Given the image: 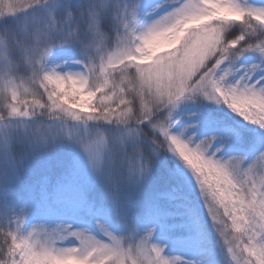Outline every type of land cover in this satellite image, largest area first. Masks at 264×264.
<instances>
[{
	"label": "snow or ice",
	"instance_id": "obj_1",
	"mask_svg": "<svg viewBox=\"0 0 264 264\" xmlns=\"http://www.w3.org/2000/svg\"><path fill=\"white\" fill-rule=\"evenodd\" d=\"M3 2L16 23L0 25V153L15 171L13 141L69 137L108 207L90 226H29V206L0 183V264H201L171 250L193 226L208 264H264V6ZM162 153L170 187L148 192ZM85 169L58 198L86 204Z\"/></svg>",
	"mask_w": 264,
	"mask_h": 264
},
{
	"label": "trees",
	"instance_id": "obj_2",
	"mask_svg": "<svg viewBox=\"0 0 264 264\" xmlns=\"http://www.w3.org/2000/svg\"><path fill=\"white\" fill-rule=\"evenodd\" d=\"M257 6H264V0H252ZM0 18V25L7 24L13 25L16 23V18L8 17L5 21ZM114 46V45H113ZM254 62L252 58L246 57L240 60L241 64ZM75 69L76 66L72 65ZM259 75V73H258ZM31 99V97H30ZM46 96L44 101H46ZM42 101V102H44ZM135 106H139V101L135 102ZM55 147L51 145L46 148L48 150ZM52 150V149H51ZM34 152L41 156L43 154L42 149L34 148L33 144L28 142H15L12 145V155L15 157L16 170L13 171L9 167L5 166V177L0 175V183L6 185L10 192L15 194V200L18 201L21 206L27 204L30 209L28 225L33 224L46 225L48 227H55L57 224H72L73 227L90 226L96 214L103 210V204L108 205L106 190L104 185L95 182L91 186L86 187L85 197L86 204L81 207L75 206L70 199L58 198V193L69 188V182L66 181L67 177L62 176L59 170L55 169L48 177L41 175L40 172L34 174H28L25 172L24 164H30L34 159ZM168 158L167 154L162 153L156 158L153 164L151 173L150 184L148 186V192H163L167 191L170 187L168 171L165 167V161ZM25 161L20 164L21 161ZM0 168H2L0 164ZM4 174V173H3ZM122 205L128 207L126 204L129 202V194L125 187H121ZM91 206V212L89 211ZM53 210L55 215L43 216V212ZM201 211H206L202 208ZM227 220V218H224ZM177 223L180 222V218H177ZM176 235H183L188 237L187 239L178 240L173 244L172 251L185 254L191 259H198L201 264H208V260L204 255V242L200 235L197 234L195 226H193L191 232H185L182 229H177ZM2 242V239H0ZM138 242V241H137ZM66 246H72L78 244L75 238H70L64 242Z\"/></svg>",
	"mask_w": 264,
	"mask_h": 264
},
{
	"label": "rangeland",
	"instance_id": "obj_3",
	"mask_svg": "<svg viewBox=\"0 0 264 264\" xmlns=\"http://www.w3.org/2000/svg\"><path fill=\"white\" fill-rule=\"evenodd\" d=\"M45 120H47V117H45ZM76 131V129H68L65 128V134L68 133V131ZM3 137V132L0 131V138ZM15 142H25L26 144L29 142L26 138H21L19 140L13 141L12 145ZM53 147H55V150L53 148H50L48 150V154L46 149L43 150V154L40 156L37 155V153L34 152V159L32 163L30 164H24L25 172L28 174L40 172L41 175L45 177H48L47 174H50L55 169L59 170V172L62 174V176L67 177V182H69L70 186H79L80 179L77 175V169L85 165L86 166V172L88 177L91 179V186L95 182H99V184H103L102 181L99 179V177L93 172L91 169V166L87 164V153L84 151L83 147L76 143L74 140L70 139L67 136H60L58 137L53 143ZM52 149V150H51ZM25 163V161H21L20 164ZM0 164L2 168H0V175H3V178L5 177V166L11 168V161L8 157H6L3 153H0ZM16 170V167H15ZM4 173V174H3ZM88 187V186H87ZM129 205V202L126 204ZM108 205L106 203L103 204V209H106ZM43 216H49V218L53 215H55V212L53 210H49L47 212L42 213Z\"/></svg>",
	"mask_w": 264,
	"mask_h": 264
},
{
	"label": "clouds",
	"instance_id": "obj_4",
	"mask_svg": "<svg viewBox=\"0 0 264 264\" xmlns=\"http://www.w3.org/2000/svg\"><path fill=\"white\" fill-rule=\"evenodd\" d=\"M5 8V3L3 2V0H0V15L3 14ZM0 102H2V98H0Z\"/></svg>",
	"mask_w": 264,
	"mask_h": 264
}]
</instances>
